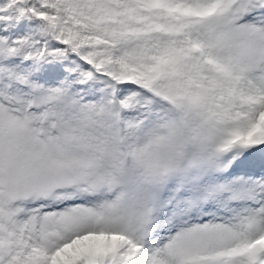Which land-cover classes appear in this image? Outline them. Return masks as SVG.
Returning <instances> with one entry per match:
<instances>
[{"label":"snow or ice","instance_id":"1","mask_svg":"<svg viewBox=\"0 0 264 264\" xmlns=\"http://www.w3.org/2000/svg\"><path fill=\"white\" fill-rule=\"evenodd\" d=\"M0 264H264V0H0Z\"/></svg>","mask_w":264,"mask_h":264}]
</instances>
